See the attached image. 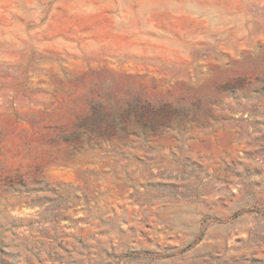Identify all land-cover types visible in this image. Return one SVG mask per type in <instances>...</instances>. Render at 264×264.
I'll list each match as a JSON object with an SVG mask.
<instances>
[{
	"label": "rangeland",
	"instance_id": "obj_1",
	"mask_svg": "<svg viewBox=\"0 0 264 264\" xmlns=\"http://www.w3.org/2000/svg\"><path fill=\"white\" fill-rule=\"evenodd\" d=\"M0 264H264V0H0Z\"/></svg>",
	"mask_w": 264,
	"mask_h": 264
}]
</instances>
